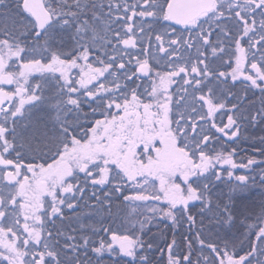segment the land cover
<instances>
[{
    "label": "snow or ice",
    "instance_id": "1",
    "mask_svg": "<svg viewBox=\"0 0 264 264\" xmlns=\"http://www.w3.org/2000/svg\"><path fill=\"white\" fill-rule=\"evenodd\" d=\"M0 264H264V0H0Z\"/></svg>",
    "mask_w": 264,
    "mask_h": 264
},
{
    "label": "trees",
    "instance_id": "2",
    "mask_svg": "<svg viewBox=\"0 0 264 264\" xmlns=\"http://www.w3.org/2000/svg\"><path fill=\"white\" fill-rule=\"evenodd\" d=\"M165 229H164V226L163 225H161V231H164ZM153 232H156V229H153Z\"/></svg>",
    "mask_w": 264,
    "mask_h": 264
}]
</instances>
